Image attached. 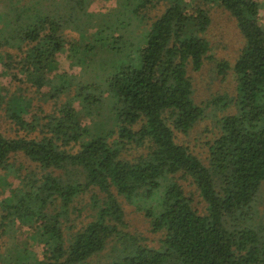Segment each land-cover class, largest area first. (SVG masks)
<instances>
[{"label": "trees", "instance_id": "trees-1", "mask_svg": "<svg viewBox=\"0 0 264 264\" xmlns=\"http://www.w3.org/2000/svg\"><path fill=\"white\" fill-rule=\"evenodd\" d=\"M4 1L0 123L3 116L15 133L0 129V168L9 170V158L22 153L40 174L0 189V264H90L107 246L106 264H264V221L247 215L264 182V27L257 0H171L152 20L145 12L160 0H115L102 12L86 10L87 0L31 11ZM212 2L231 14L245 43L232 66L236 111L217 120L203 160L176 138L204 115L188 72L200 70L209 51L204 34ZM65 48L103 76L84 83L64 72L60 83L46 84ZM228 66L219 63L218 73ZM7 76L42 91L52 111H32L22 87L2 82ZM132 145L143 150L127 158ZM181 181L194 185L204 213ZM88 194L93 215L66 244L60 217ZM119 195L143 202L150 230L162 234L157 247L127 230ZM17 224L31 233L6 246ZM30 238L43 243L42 257L28 247Z\"/></svg>", "mask_w": 264, "mask_h": 264}, {"label": "rangeland", "instance_id": "rangeland-1", "mask_svg": "<svg viewBox=\"0 0 264 264\" xmlns=\"http://www.w3.org/2000/svg\"><path fill=\"white\" fill-rule=\"evenodd\" d=\"M5 3L4 0H0V4ZM60 0H18V6L26 8L28 11L34 10L36 7L42 5H54L57 6ZM171 0H160L156 6L149 7L145 14L149 20L154 19L159 15ZM259 5V21L264 27V0H257ZM115 5V0H87L85 9L88 11L102 12L108 11ZM4 7V6H2ZM0 6V8H2ZM208 12L211 19L210 25L206 31L205 38L209 41V51L204 58L203 66L198 71L189 69L188 74L191 76L193 82V99L196 103L204 107L203 118L200 119L196 125L192 128L188 135L179 134L176 138L177 141L189 146L190 150L204 160L207 155V142L217 131L216 122L221 117L235 113L236 109L233 105L232 98L236 94V75L233 72L232 66L236 61L241 48L244 46L245 40L236 24V21L231 14L218 2H212L208 4ZM147 20V19H146ZM138 21V20H137ZM148 21V20H147ZM149 23V21H148ZM95 23L91 22L88 25ZM143 26L140 22L139 27ZM138 27V28H139ZM130 35L136 34V29L129 30ZM76 36V35H75ZM71 52L65 48L58 53V66L55 71L49 73L45 78L46 84H58L61 82V74L66 72L73 78L80 80L81 82H90L99 80L100 76H103V70L98 68L96 64L88 65L83 62H79L71 56ZM101 56L103 54L101 53ZM221 62H226L229 66L225 69L224 75H221L217 71V66ZM2 82L8 86L14 88L15 86L22 87L25 90L27 96L32 98V111L39 112L38 106H41L48 111H52L53 104L50 100H45L42 96V91H36L34 87H31L27 82L12 81L10 77H3ZM1 115V114H0ZM84 123L93 127L92 123L86 119ZM0 129L9 136H14V125L1 116ZM143 149H136L133 145L126 151L127 158L136 156L139 151ZM8 163V168H0V189L6 185H10L12 188L21 187L22 180L34 174H40L38 166L26 158L22 153L12 155ZM24 181V180H23ZM185 187L186 192L191 193L194 204L200 209L201 213L205 212L204 202L195 190L193 184L189 181H181ZM4 196V193L0 194V199ZM90 194L78 200L76 204L70 207L69 212L64 213L61 219V229L66 244L68 240L75 233L82 223L87 222L93 212L87 207L86 203L90 201ZM122 204L125 212L124 219L127 223V230L131 233L137 234L142 237L143 242L146 245L157 247L159 245V239L162 234L160 232H152L150 230L149 220L144 216V210L142 203L138 202L140 206L130 204L122 196H117ZM59 210V208H58ZM250 220L254 222L264 221V182L262 183L258 194L254 202L251 205V210L247 212ZM31 233L29 227L26 224L19 226L18 224L10 228L7 235L4 237V244L6 246H14L15 242L21 241L24 237H27ZM28 247L32 248L38 257L44 255L45 247L43 243H37L34 240L27 242ZM110 246L92 257L90 264H106L110 261Z\"/></svg>", "mask_w": 264, "mask_h": 264}]
</instances>
